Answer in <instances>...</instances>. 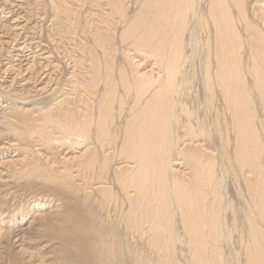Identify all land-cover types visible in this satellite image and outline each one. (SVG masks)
<instances>
[{
    "label": "bare ground",
    "instance_id": "6f19581e",
    "mask_svg": "<svg viewBox=\"0 0 264 264\" xmlns=\"http://www.w3.org/2000/svg\"><path fill=\"white\" fill-rule=\"evenodd\" d=\"M200 1L148 0L150 18L145 20L138 13L129 22L124 0L104 1L110 18L126 22L122 42L128 41L138 54L151 59L156 73L140 71L137 63L130 62L132 69L128 74L120 71V83H115L110 77L111 38L97 42L105 51L103 62L89 52L88 93L96 98L89 103L80 99L77 113L47 115L51 132L40 134L43 141L83 146L79 158L64 162L75 163L88 218L82 227L69 226L64 218L66 226L36 231L33 237L18 230L9 239L0 232V246L7 238L23 256L14 264H169L161 254L180 237L187 240L193 264H204L200 253L217 250L216 244L226 234L222 224L227 211L232 231L238 230L230 197L223 202L219 193V169H227L231 180L238 182L245 202L241 229L251 239L244 247L254 253L249 263L260 264L264 248V18L256 23L247 9L254 2L258 9L262 5L258 0H208L204 20L198 12ZM207 26L212 38L201 53L197 33ZM195 60L200 66L198 76ZM199 81L200 89L192 97L199 103L201 95L199 104L210 115L211 124L198 118L199 104L195 111L187 107ZM100 83L102 93H92ZM219 120L224 124L225 144L233 151L224 153L226 169L222 162L218 169L208 147L201 146L212 137L210 126L220 131ZM70 166L62 168L57 178L77 188ZM121 200L127 210L114 223L109 209L117 214ZM127 233L153 244L154 257L142 256L126 242ZM11 262L0 256V264Z\"/></svg>",
    "mask_w": 264,
    "mask_h": 264
},
{
    "label": "rangeland",
    "instance_id": "374dc122",
    "mask_svg": "<svg viewBox=\"0 0 264 264\" xmlns=\"http://www.w3.org/2000/svg\"><path fill=\"white\" fill-rule=\"evenodd\" d=\"M104 1L0 0V232L10 236L9 239L14 235V231L18 230L25 232L26 237H33L36 231H50L56 226H66L65 219L68 220L69 226L85 225L88 217L81 201L83 191L80 189L83 187L75 163L71 162L72 159L79 158L83 146L43 141L40 134L51 132V128L46 124L47 115L62 117L66 110L77 113L81 106L80 99L89 103L91 98H96L95 95L90 96L88 93L89 78L92 77L89 52L96 53L98 61H104L105 51L97 44L99 39L111 38L112 53L109 61L112 64L110 77L113 82L120 83V71L129 73L132 69L130 62L137 63L140 71H152L153 75L156 73L151 59L138 54L128 41L122 42V32L126 22L120 23L110 18L108 5ZM147 1L124 0L127 22L133 20L138 13H140L139 17L144 16L145 20L150 18L151 8L149 9ZM200 2L198 12L204 20H207L208 0ZM257 2L262 5L261 9H258L254 2L247 12L256 23H259L264 18V0ZM211 35L208 26L197 33V46L201 48V53L205 49L206 41L212 38ZM195 63L194 67H196L193 69L198 76L200 66L197 60ZM199 83L200 81L196 85L197 88L191 90V97L189 96L187 100L189 104L185 102L187 107L194 111L197 107L196 103L201 102V95H199V103L192 97L199 91L201 86ZM102 85L98 84L97 91L94 90L92 93H102ZM117 91H120L118 94L122 96L121 89ZM198 106L200 109L196 111L200 116L198 118L211 124L210 115L203 112L204 109L200 104ZM40 127L43 128L42 132L38 131ZM209 129L214 137H211L210 141L205 140V143L203 141L201 146L208 147L207 151L217 162L215 166L218 169L221 162L226 169L224 153L229 152L231 155L233 151L230 145L227 147L225 144L226 133L223 121H220L218 133L212 126ZM214 132L217 135L213 134ZM56 136L58 134L54 132L53 137L57 138ZM105 153L110 154V150L105 149ZM66 159L71 161L65 163ZM114 163L113 161L110 166ZM69 165L72 166L68 167L72 171V183L76 184L77 188L75 186L72 188L69 183L65 184L57 178L62 168L65 166L67 168ZM219 170L217 174L220 181L219 193L224 197L223 202L230 197L239 219L236 225L238 230L232 231L227 211L222 227L229 232H224L226 234L219 239V243L216 244L217 250L200 253V257L204 259V264H213L214 260L217 264H221L220 262L248 264L249 257L254 253L244 247V244L251 239L241 229L242 224L245 225L242 211L245 202L241 196L242 192L240 194L238 182L231 180L227 169L226 172ZM226 187L230 194H227ZM63 188L66 189L65 192ZM111 209L109 214L112 215L114 223H117L118 216L127 210L122 200L118 204L117 214L112 213ZM127 235V238L124 237L125 241L136 247L142 256L147 257L151 254V257H154L151 250L153 244L137 236L132 238L133 235L131 237L130 233ZM7 241V238L2 240L0 256H6L7 259L9 257L12 262L7 264H14L23 256L12 242ZM6 242L10 245L6 246ZM170 244L173 248L161 254V257L169 259L167 263L193 264L184 237L172 240ZM262 256L260 264H264V248Z\"/></svg>",
    "mask_w": 264,
    "mask_h": 264
}]
</instances>
